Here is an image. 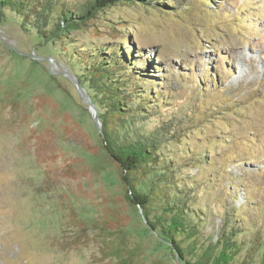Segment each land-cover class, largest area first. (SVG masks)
<instances>
[{"label":"rangeland","instance_id":"obj_1","mask_svg":"<svg viewBox=\"0 0 264 264\" xmlns=\"http://www.w3.org/2000/svg\"><path fill=\"white\" fill-rule=\"evenodd\" d=\"M160 1L163 10L98 12L63 42L0 16V264H119L114 249L134 251L133 264H180L125 200L118 165L59 63L67 43L69 53L107 54L123 38L160 67L153 92L165 106L131 116L119 136L154 137L157 162H172V187L207 237L236 220L233 264H264V0ZM73 62L65 70L85 85ZM178 126L175 142L168 130Z\"/></svg>","mask_w":264,"mask_h":264},{"label":"trees","instance_id":"obj_2","mask_svg":"<svg viewBox=\"0 0 264 264\" xmlns=\"http://www.w3.org/2000/svg\"><path fill=\"white\" fill-rule=\"evenodd\" d=\"M119 4L157 7L160 10L165 8L160 0H89L80 3H71L69 0H0V16H6L7 11L26 28H35L39 38L56 34L63 42L67 38L65 32L82 28L96 13L105 12ZM122 42H125L123 48L118 46L119 49L114 48L107 54L102 53L100 48L79 49L78 54L69 53L65 50L69 43L62 46L64 49L61 53L67 54L66 65L76 69L75 61L83 66V71L78 70L77 75L86 79L84 85L79 78L99 110L102 147L107 157L118 165L125 200L137 211L138 207L142 210L147 228L159 240L167 242L166 246L176 252L182 263L233 264L242 247V243L235 240L238 234L235 229L239 227L237 221L231 219L235 225L231 224L228 228L224 225L218 237H207L208 234L199 226L197 212L187 204L185 191L177 193L178 190L172 187V184L177 183L172 162H157V150L152 141L154 137L150 134L142 135L141 138L130 135L129 140L128 136H119L117 130L119 127L125 128L131 116L144 118L152 114L153 108L160 110L165 106L161 102L162 98L153 92L154 86L159 84L160 67L157 68L149 59H142L144 55H136L128 38H123ZM208 69L212 71V68ZM163 125L165 122L160 127L166 129V125ZM181 128L178 126L175 131L168 130L175 136V142L182 138L178 133ZM198 160L203 164L207 162L204 156ZM154 172H160L158 176L161 177L149 183L145 181V177ZM142 182L147 186L143 187ZM122 230L119 229L118 233ZM253 240L260 242L257 235L253 236ZM128 252L129 255H124L121 249L113 250L119 264H133L134 251Z\"/></svg>","mask_w":264,"mask_h":264},{"label":"water","instance_id":"obj_3","mask_svg":"<svg viewBox=\"0 0 264 264\" xmlns=\"http://www.w3.org/2000/svg\"><path fill=\"white\" fill-rule=\"evenodd\" d=\"M17 52V50H16ZM41 57L42 56H38ZM44 59H46L47 61H49L50 58L48 57H43ZM59 63L61 64V66L63 68H67L65 66V64H63L61 61H59ZM63 70L62 74L74 85V88L77 92L78 97L80 98L81 102L85 105L86 107V112L87 114L90 116L92 122L94 123L96 129L98 130L99 136H100V141L103 144L102 138H103V132H102V122L100 120V116H99V110L97 108V106L95 105V103L93 102L90 94L86 91V89L84 88V86L82 85V83L80 82V79H78V77L72 73H70L67 70ZM101 144V145H102ZM138 212L141 214L142 210L138 207ZM142 216V215H141ZM143 221H145V219L143 218ZM154 235V234H153ZM155 236V235H154ZM156 237V236H155ZM160 239V238H158ZM162 242H164L167 246L168 243L165 242L164 240L161 239ZM174 251V250H173ZM175 255H176V260L180 263V264H184L182 263L178 257L176 252L174 251Z\"/></svg>","mask_w":264,"mask_h":264}]
</instances>
